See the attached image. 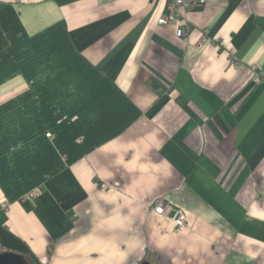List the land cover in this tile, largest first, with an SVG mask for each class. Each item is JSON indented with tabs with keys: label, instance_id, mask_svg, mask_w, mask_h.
<instances>
[{
	"label": "crops",
	"instance_id": "1",
	"mask_svg": "<svg viewBox=\"0 0 264 264\" xmlns=\"http://www.w3.org/2000/svg\"><path fill=\"white\" fill-rule=\"evenodd\" d=\"M168 14L167 0H0L1 252L264 264V82L232 65L264 78V0L159 25ZM161 199L185 228L151 213Z\"/></svg>",
	"mask_w": 264,
	"mask_h": 264
},
{
	"label": "built area",
	"instance_id": "2",
	"mask_svg": "<svg viewBox=\"0 0 264 264\" xmlns=\"http://www.w3.org/2000/svg\"><path fill=\"white\" fill-rule=\"evenodd\" d=\"M18 3L23 2V0H15ZM205 0H167V8L169 14L167 16H162L158 18L157 23L159 25H168L173 20L178 18L181 10H189L194 8L197 5L204 4ZM175 36L183 41H186V31L182 27H177ZM207 31L201 35L200 39L197 41V46H201L206 41ZM233 51L230 50L229 57L232 58ZM232 65L234 68H239L247 75L249 80L253 83L264 82V78L259 73V66L252 65H242L240 62L232 60ZM36 196L35 191H31L24 195L21 199L25 200L27 198L31 199ZM151 213L169 218L173 225L177 229L185 228L187 225L186 214L180 208H172L169 202L166 199H161L151 207Z\"/></svg>",
	"mask_w": 264,
	"mask_h": 264
},
{
	"label": "water",
	"instance_id": "3",
	"mask_svg": "<svg viewBox=\"0 0 264 264\" xmlns=\"http://www.w3.org/2000/svg\"><path fill=\"white\" fill-rule=\"evenodd\" d=\"M0 264H27L23 257L12 252H0ZM143 264H148L144 262Z\"/></svg>",
	"mask_w": 264,
	"mask_h": 264
},
{
	"label": "trees",
	"instance_id": "4",
	"mask_svg": "<svg viewBox=\"0 0 264 264\" xmlns=\"http://www.w3.org/2000/svg\"><path fill=\"white\" fill-rule=\"evenodd\" d=\"M0 252H1V249H0ZM22 257H23V259L25 260V262L27 264H36L35 261L31 260L30 258H27V257H24V256H22Z\"/></svg>",
	"mask_w": 264,
	"mask_h": 264
}]
</instances>
